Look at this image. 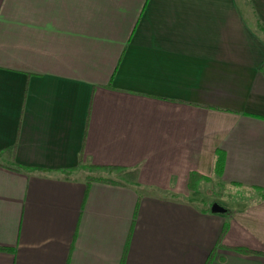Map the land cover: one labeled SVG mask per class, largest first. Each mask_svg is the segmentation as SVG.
Returning <instances> with one entry per match:
<instances>
[{
    "label": "crops",
    "instance_id": "obj_1",
    "mask_svg": "<svg viewBox=\"0 0 264 264\" xmlns=\"http://www.w3.org/2000/svg\"><path fill=\"white\" fill-rule=\"evenodd\" d=\"M263 61L264 0H0V264H264Z\"/></svg>",
    "mask_w": 264,
    "mask_h": 264
},
{
    "label": "rangeland",
    "instance_id": "obj_2",
    "mask_svg": "<svg viewBox=\"0 0 264 264\" xmlns=\"http://www.w3.org/2000/svg\"><path fill=\"white\" fill-rule=\"evenodd\" d=\"M208 191V196H206L203 188L198 189L196 198H202L203 201L206 199L215 206L227 209L239 207L243 203L248 202L251 197L249 191L245 188L228 184H215L213 189Z\"/></svg>",
    "mask_w": 264,
    "mask_h": 264
},
{
    "label": "trees",
    "instance_id": "obj_3",
    "mask_svg": "<svg viewBox=\"0 0 264 264\" xmlns=\"http://www.w3.org/2000/svg\"><path fill=\"white\" fill-rule=\"evenodd\" d=\"M259 72L261 73V75L264 77V61L263 63L259 66ZM219 163V162H218ZM218 166V164H217ZM205 179L203 176H200L198 174H191L189 176V189L190 191H194L196 189V185L198 182H200L201 180ZM86 180L90 181V180H100L99 177H93V176H88L86 178ZM107 180V179H106ZM107 181H111V180H107ZM238 250V249H237ZM264 254V253H263Z\"/></svg>",
    "mask_w": 264,
    "mask_h": 264
},
{
    "label": "water",
    "instance_id": "obj_4",
    "mask_svg": "<svg viewBox=\"0 0 264 264\" xmlns=\"http://www.w3.org/2000/svg\"><path fill=\"white\" fill-rule=\"evenodd\" d=\"M211 208H212V209H215V210H219V209H220L219 207H217V206H215V205H212Z\"/></svg>",
    "mask_w": 264,
    "mask_h": 264
}]
</instances>
